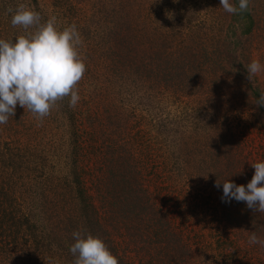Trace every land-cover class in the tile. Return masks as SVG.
Listing matches in <instances>:
<instances>
[{
    "label": "rangeland",
    "instance_id": "1",
    "mask_svg": "<svg viewBox=\"0 0 264 264\" xmlns=\"http://www.w3.org/2000/svg\"><path fill=\"white\" fill-rule=\"evenodd\" d=\"M19 4L38 12L41 24L52 17L58 30L75 24L86 65L75 108L66 97L38 121L17 104L0 125V196L13 188L23 224L50 243L41 261L73 264L67 254L74 239L57 215L73 199L82 208L87 190L100 207L99 193L119 187L98 192L96 180L106 181L110 167V182L114 171L126 172L120 151L127 150L129 166L135 159L134 171L145 180L144 226L153 217L163 234L139 250L123 220L98 224L96 237L117 245L119 264H264V247L248 242L253 232L264 239V212L234 199L219 203L223 183L215 186H246L251 164L264 162V107L252 94L256 87L264 92V70L251 80L246 72L252 60L264 66V0H249L250 18L227 13L220 0H0V39L35 31L11 25L6 10ZM199 34L211 40L197 47ZM139 51L143 58H136ZM146 62L154 70L144 72ZM186 63L199 69L184 70ZM158 70L165 75L156 77ZM104 154L110 160L98 164ZM29 245L10 264H34L32 238ZM0 264H8L1 255Z\"/></svg>",
    "mask_w": 264,
    "mask_h": 264
},
{
    "label": "clouds",
    "instance_id": "2",
    "mask_svg": "<svg viewBox=\"0 0 264 264\" xmlns=\"http://www.w3.org/2000/svg\"><path fill=\"white\" fill-rule=\"evenodd\" d=\"M229 14L248 11L249 0H238V7L230 0H220ZM12 13L11 25L23 29L35 28L34 32L19 35L15 40L0 39V125L7 124L15 115L17 104L38 121L48 116L58 101L70 97L68 106L75 108L80 100L77 85L86 72V65L79 53L82 38L76 25L72 24L58 30L55 17L41 24L38 12L19 4ZM264 70L258 60L247 65V78ZM264 107V92L257 101ZM255 170L247 185L223 182L222 202H245L253 212H264V162L251 164ZM217 188L221 182H216ZM74 243L69 251L74 257L73 264H119L106 244L98 237L79 231L72 233ZM249 244L264 247V239L253 232Z\"/></svg>",
    "mask_w": 264,
    "mask_h": 264
},
{
    "label": "trees",
    "instance_id": "3",
    "mask_svg": "<svg viewBox=\"0 0 264 264\" xmlns=\"http://www.w3.org/2000/svg\"><path fill=\"white\" fill-rule=\"evenodd\" d=\"M230 3L238 7V0H230ZM233 15L239 18L240 17L250 18L251 17L250 7H248V11L246 12L239 13V14H233ZM251 31L252 29L249 26L248 29L243 31V34L247 35L251 33ZM239 37H242V33H240ZM210 40H211V36L209 34H199L195 37L196 43L195 44L193 42L192 43L197 46V44L199 43H207ZM143 57L144 56L141 54L140 51L136 55V58H143ZM156 58H159V56H156ZM157 67L160 68V66L158 65ZM153 68H154L153 64L149 62H146L143 64L144 72L148 70H154ZM171 68L173 69L174 67H171ZM183 69L189 71L191 69L198 70L199 68L196 65L194 67L190 65L189 63H186ZM172 71L173 70L170 71V69L169 71H167V74L171 78H172ZM164 72L162 73L161 71L160 73V71L158 70L157 73L155 72V76L158 77V75L160 74L165 75ZM125 80L129 81L127 79ZM180 84L182 83L180 82ZM261 93L262 92L260 91V88L256 87L255 89H253L252 94L254 97H256V101H258ZM259 108H260V111L263 110V107H259ZM92 123L94 124V119H92ZM104 129L105 130L103 131V133L106 131L107 128L104 127ZM94 131L95 129L92 130L91 133L87 132V135L91 136V134H93ZM87 142L89 144H93L95 148L96 144L93 142V140H87ZM120 152L122 154V156L120 157L121 161H124L126 163L125 166H127L126 168L127 171L125 172V169H122V171H114L115 173L113 172L112 176L114 174L115 178H113L114 180L110 182V174H111V167H110L111 164H110L109 166L110 169H108L109 171H107V169L105 168L107 171L106 174H108L106 181L100 180L99 178H97L96 180L97 182L96 187H98L97 189L98 192L101 190L99 188L105 185L111 186L113 184V187H119V189H114V190L107 189V191L99 193L98 196L100 198V204H101L100 207H98V205L96 204L97 201L95 197H92L91 196L92 194H90L89 191L87 190L85 193H82V194H85V197L83 198L82 208L77 209L74 206L76 204L75 199L70 200L68 201V203L65 204L66 212L64 213V206H63L62 207L63 213H60L57 215L58 217L57 220L59 222L58 224L66 223V226H64V229H63V231L66 232L64 233L65 235H72L73 229L67 224V221L72 222L73 220L74 225L70 222L69 223L72 224V227L75 228L76 231L81 232L80 230H82V233L91 234V235L93 234L94 237H96L95 233H97L98 224L101 225L103 221L110 222L112 219H117L119 221L123 220V222L125 223V227L128 228L129 230L128 235H132L131 237H132L133 242L137 246H139L138 248L139 250H142L141 246L144 245L146 242L153 243L156 240L162 239L161 237L163 234L162 227H161L162 222H161V226L159 227L160 220H156V219L154 220V218L152 217L151 219H153V224L149 227L144 226V223L148 217V214H145V212L149 210L147 207L146 208L144 207L145 202L149 200L148 197L145 195L146 192H145L144 184H143L145 180L144 178H142L140 173L138 172L135 173L134 171L135 159L131 161V164H132L131 167L129 166L128 155L130 154L128 153V151L123 150ZM106 158L107 156L106 154H104V156H102V158H100L99 160H97L96 158V162L100 164L99 162L104 161L107 164L108 160H110V156L109 158L107 159ZM118 160H116L115 162H117ZM82 163L85 167L88 166L87 164H84L85 161H83ZM76 167L77 169L81 168L79 165H76ZM93 170H95L94 172H100L99 165L94 166ZM120 172H121V175H120L121 177L118 178V174ZM103 173L105 174V172ZM218 182H221V181L218 180ZM13 190H14L13 188L7 189L0 196V255L6 263L10 264L12 260L19 259L18 257H16L17 253H19L18 252L19 250L28 249L30 251L31 245H29V242H30V238H32L34 242V246H35L33 248L34 249L33 251L35 253L34 256L36 257V259L34 260V264H47L45 262L43 263V261L41 260L43 259L44 255L51 249V245L47 240L45 241L41 237H37L38 239L35 237L34 231H33L34 227L32 225H27V228H26V225L23 224L24 222H22V219L23 217H25V213H22L23 212L22 208L18 206L17 197L9 196L10 192ZM222 196L223 195H221L220 197ZM220 202L223 203L221 198H219V203ZM152 210L154 209L152 208ZM54 216L55 214H53V217L51 218V220L54 219ZM137 220H139V223H137ZM79 225H81V228ZM24 227H25V231L29 232L30 234L26 236H21L22 230L24 229ZM103 232H105L107 236L110 235L109 229H104ZM20 236L23 237L21 240H20ZM28 236H31V237L29 238ZM69 238L70 237H67L66 239H69ZM74 242L72 241L70 245H72ZM64 244H65L64 245L65 251L67 254L69 249L68 251L66 250L65 241H64ZM107 247L112 252L113 255H115L118 259H120L119 254H118L120 250L116 244L115 246L113 244V246L109 245ZM67 256L70 258H73V255L70 253V251L67 254ZM120 264H128V263L126 261L120 260Z\"/></svg>",
    "mask_w": 264,
    "mask_h": 264
}]
</instances>
